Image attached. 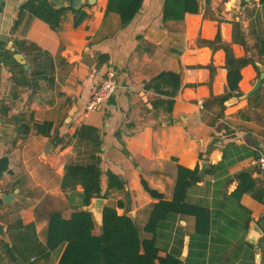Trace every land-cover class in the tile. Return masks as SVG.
Wrapping results in <instances>:
<instances>
[{
	"label": "crops",
	"instance_id": "obj_1",
	"mask_svg": "<svg viewBox=\"0 0 264 264\" xmlns=\"http://www.w3.org/2000/svg\"><path fill=\"white\" fill-rule=\"evenodd\" d=\"M28 1L0 0V159L8 157L13 172L0 177V197L14 196L0 205V264H59L63 250L47 247L50 215L70 219L84 208L61 188L65 167L96 159L101 199L120 216L133 214L142 239L152 238L144 228L158 202L142 180L172 200L178 167L200 169L202 180L188 201L208 210L209 228L199 232L193 216L167 220L156 234L162 257L173 255L181 264H264V170L252 164L264 152V111L247 97L225 104L217 118L219 108L210 103L227 90L224 46L252 61L241 71L242 96L254 88L253 64L264 62L262 0H202L199 14L167 22L165 0H145L127 26L107 13L109 0H86L88 18L75 27L68 12L56 31L21 11ZM218 35L220 42L205 44ZM162 72L181 76L170 120L152 110L156 94L146 89ZM109 75L115 94L87 114V102ZM260 89L264 98V81ZM37 124H50L48 133L39 134ZM232 144L240 149L218 168ZM247 171L262 201L252 193L236 196V176ZM109 174L123 187L110 189ZM94 220L99 236L102 226Z\"/></svg>",
	"mask_w": 264,
	"mask_h": 264
},
{
	"label": "trees",
	"instance_id": "obj_2",
	"mask_svg": "<svg viewBox=\"0 0 264 264\" xmlns=\"http://www.w3.org/2000/svg\"><path fill=\"white\" fill-rule=\"evenodd\" d=\"M71 3L67 8L55 9L52 0H29L21 8V11L40 19L50 26L52 30L61 27L63 17L66 13L74 14V26H80L88 18L83 10L87 4L75 7L72 4L80 0H64ZM264 1V0H262ZM145 0H109L107 13L120 16L123 26H127L137 17L142 10ZM198 0H165L162 17L163 21H183L187 14H199ZM221 41L218 35L214 42H205L209 46ZM226 51L227 90L223 96L211 97L210 103L217 105L219 112L217 118H222L226 109V102L233 97H241L240 81L241 71L252 61L248 58H236L229 46H224ZM264 56V51L260 52ZM264 64V62H263ZM256 71L259 70L256 64ZM213 71V68H211ZM182 86L181 76L175 72H162L153 78L146 89L156 94L151 102L152 110L156 115H165L171 119L175 100ZM261 90V89H260ZM260 90L251 96V103L256 107H262L264 111V98ZM211 107L208 105V108ZM253 107V106H252ZM264 124V114L260 116ZM39 134H47L50 124L35 125ZM87 129V128H84ZM27 133L29 130L26 131ZM240 148L232 144L228 149V155H224L223 161L218 168L226 166L229 156ZM231 150V151H230ZM230 151V152H229ZM259 158V154L255 153ZM209 172V171H208ZM203 174L197 167L194 170L179 166L177 180L172 200L158 191L152 189L145 180L142 185L145 191L158 200L150 211L149 219L144 231L152 235L150 239H142L136 224L127 215H118L115 208L106 206L103 210L102 229L99 236L94 234L95 220L91 212L76 210L70 219H64L59 212L52 213L49 218V231L47 247L50 250H63L59 264H181L179 258L173 255L162 257L156 242V234L161 225L177 216H193L197 220V230L207 232L209 226V212L206 208L193 205L188 201L189 190L202 180ZM109 188H122L123 183L113 174H109ZM239 184L235 190L236 196L240 197L246 193H252L257 200L262 201L256 191V180L251 172H241L236 176ZM82 192L77 191V187ZM61 188L64 192L70 191L68 200L73 203L80 200V206H89L94 198L102 197V171L100 160L87 166L68 164L65 167Z\"/></svg>",
	"mask_w": 264,
	"mask_h": 264
},
{
	"label": "water",
	"instance_id": "obj_3",
	"mask_svg": "<svg viewBox=\"0 0 264 264\" xmlns=\"http://www.w3.org/2000/svg\"><path fill=\"white\" fill-rule=\"evenodd\" d=\"M94 1L95 0H88V3L92 5ZM198 2H199V9L200 11H202V0H198ZM85 3H86V0H80L78 3H74L72 5L75 7L76 6L79 7V6L84 5ZM70 5H71L70 2L64 1V0H53L52 1V7L55 9L67 8ZM256 66L259 70V78L256 81L254 88L248 94L241 96L240 98L235 97V98L228 100L226 102V105H232L234 103H237L239 100H243L247 97H251L260 90V88L262 87V83L264 81V64L259 63ZM174 122L180 123L181 120H175ZM169 123H173V122H169ZM49 147L50 149L47 150V153H50L52 152V150H54V144L51 143ZM9 165H10V160L8 157L5 156L0 159V177H2L4 173L13 174L12 170H10L9 168ZM13 198H14L13 195H6V196L0 197V205L4 203H11ZM105 206H106V200L101 199V198H94L89 206H83L84 207L83 211H88V212L93 213L96 218L97 223L102 226L103 210ZM128 217H130L133 222L135 221V217L133 214L128 215ZM4 229H5L4 226L0 224V235L1 236H5Z\"/></svg>",
	"mask_w": 264,
	"mask_h": 264
},
{
	"label": "built area",
	"instance_id": "obj_4",
	"mask_svg": "<svg viewBox=\"0 0 264 264\" xmlns=\"http://www.w3.org/2000/svg\"><path fill=\"white\" fill-rule=\"evenodd\" d=\"M263 3L264 1L259 2L257 3V6ZM116 90L117 85L115 78L113 75H109L107 79L104 80V82L94 91L90 101L87 102L86 113L89 114L99 110L101 105L115 94ZM204 104L205 103L203 101L199 102L198 107L200 110L204 109ZM252 164L254 167L264 170V152L260 154L259 158L254 159Z\"/></svg>",
	"mask_w": 264,
	"mask_h": 264
},
{
	"label": "rangeland",
	"instance_id": "obj_5",
	"mask_svg": "<svg viewBox=\"0 0 264 264\" xmlns=\"http://www.w3.org/2000/svg\"><path fill=\"white\" fill-rule=\"evenodd\" d=\"M263 148H264V144H263Z\"/></svg>",
	"mask_w": 264,
	"mask_h": 264
}]
</instances>
